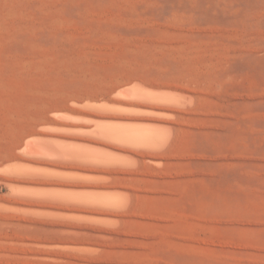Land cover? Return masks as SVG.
Here are the masks:
<instances>
[{
    "label": "rangeland",
    "instance_id": "rangeland-1",
    "mask_svg": "<svg viewBox=\"0 0 264 264\" xmlns=\"http://www.w3.org/2000/svg\"><path fill=\"white\" fill-rule=\"evenodd\" d=\"M125 80L202 96L174 164L141 170L114 222L0 207L79 232L0 244V264H264V0H0V153L41 106Z\"/></svg>",
    "mask_w": 264,
    "mask_h": 264
},
{
    "label": "bare ground",
    "instance_id": "bare-ground-1",
    "mask_svg": "<svg viewBox=\"0 0 264 264\" xmlns=\"http://www.w3.org/2000/svg\"><path fill=\"white\" fill-rule=\"evenodd\" d=\"M170 86L125 80L113 86L110 97L80 95L68 98L72 105L41 106L11 149L0 153V178L20 196L0 193V207L75 221H118L116 210L132 207L140 186L152 182L139 172L174 164L183 123L201 104L198 92ZM4 216L0 244H77L71 238L33 240L46 232L76 233L73 225ZM4 224L15 230L1 229Z\"/></svg>",
    "mask_w": 264,
    "mask_h": 264
}]
</instances>
